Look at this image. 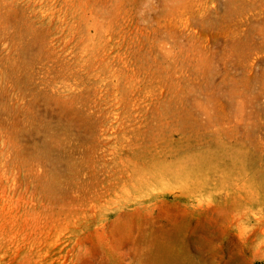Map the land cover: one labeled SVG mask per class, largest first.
<instances>
[{
	"label": "rangeland",
	"instance_id": "obj_1",
	"mask_svg": "<svg viewBox=\"0 0 264 264\" xmlns=\"http://www.w3.org/2000/svg\"><path fill=\"white\" fill-rule=\"evenodd\" d=\"M161 241L264 264V0H0V264Z\"/></svg>",
	"mask_w": 264,
	"mask_h": 264
},
{
	"label": "bare ground",
	"instance_id": "obj_2",
	"mask_svg": "<svg viewBox=\"0 0 264 264\" xmlns=\"http://www.w3.org/2000/svg\"><path fill=\"white\" fill-rule=\"evenodd\" d=\"M173 234V232H172ZM154 242V240H153ZM174 244H183V242H175ZM162 246L164 247L163 249H165L166 252H163V254H157L155 253L154 249H151L150 252H148V259H150V261H153L155 264H164L166 262L169 261V255H172L173 256V259L176 260L177 258H179L178 256V253H172V251H175V250H172L170 248H167V246H165V243L164 242H159L156 244V246ZM148 248V247H147ZM149 251V250H148ZM183 258V257H182Z\"/></svg>",
	"mask_w": 264,
	"mask_h": 264
}]
</instances>
